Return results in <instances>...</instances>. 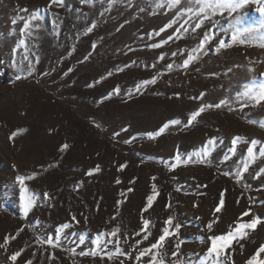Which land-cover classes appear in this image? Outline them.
<instances>
[{
    "label": "rangeland",
    "instance_id": "374dc122",
    "mask_svg": "<svg viewBox=\"0 0 264 264\" xmlns=\"http://www.w3.org/2000/svg\"><path fill=\"white\" fill-rule=\"evenodd\" d=\"M157 3L165 0H64L63 7L51 0H0V264H148L149 256L140 261L135 256L156 242L169 216L182 227L165 239L168 259H174L176 243H181L179 252L191 256L210 246L198 237L226 233L249 209L250 215L239 222L259 217L261 223L247 230V237L234 240L225 255L230 264H247L264 245V173L253 178L264 168V157L258 155L261 145L239 182L236 172L242 169L248 145L240 142L235 155L229 151L237 135L264 142V101L236 100L238 90L264 81V36L253 34L245 44L232 43L229 29L238 15L242 27L257 25L264 0H249L236 13L217 14L195 30L199 18L182 11L183 3L176 9L157 8ZM34 10L44 17L32 22L41 28L25 36L28 51H17L13 67L12 49ZM93 23L96 27L85 34ZM168 24L172 27L159 32ZM205 33L210 39L204 50L193 52ZM219 40L228 46L217 52ZM153 43L162 46L148 47ZM189 54L198 59L184 68ZM24 55L32 61L31 74L23 70L28 63L22 61ZM153 77L155 84L136 91L141 81ZM201 92L206 94L203 100L193 99ZM220 99L229 103L206 109L186 126L188 115L201 103ZM172 119L181 124L155 138L146 135ZM17 129L26 131L12 138ZM212 137L217 143L208 162L193 157L188 164L170 167L177 152L187 159L208 147ZM226 154L231 159L225 161ZM32 173L36 177L25 183L39 199L25 216L15 177ZM153 185L158 195L148 207ZM45 192L50 199H44ZM221 193L224 205L215 213ZM217 217L212 232L207 231V223ZM143 219L151 221L146 241ZM65 223L69 235L59 247L43 243ZM117 225L119 245L106 235L104 240L114 242L97 249V256L80 255L95 248L98 233ZM80 235L85 236L83 245ZM16 252L21 255L13 261ZM257 260L264 261V252Z\"/></svg>",
    "mask_w": 264,
    "mask_h": 264
},
{
    "label": "snow or ice",
    "instance_id": "6c2138e0",
    "mask_svg": "<svg viewBox=\"0 0 264 264\" xmlns=\"http://www.w3.org/2000/svg\"><path fill=\"white\" fill-rule=\"evenodd\" d=\"M53 4H57L61 7L64 6V0H51ZM115 0H110V3H114ZM249 0H165V3H157V8H163L167 6L170 9H176L178 6H180L182 3L185 5V7L182 9V11L186 13H192L195 17L199 18V22L195 23L193 26V30L199 29L204 25L205 21H211L212 17L220 14L223 15L225 12L231 14L236 13L238 10L242 9L246 3H248ZM80 3H91V0H80ZM20 11L27 12V9H22ZM143 11V9H141ZM259 13L261 14V19L259 23L255 26H249V27H242V20L243 17L238 15L235 17L234 21L229 22V29H231V41L232 43H240L245 44L248 42L249 38L256 34L258 36H264V6H260L258 8ZM21 19H24L21 17ZM44 17L40 14L39 10H34L30 17H28L24 23L23 27L19 30L21 38L18 40V42L15 44V46L12 49L11 56H12V66L16 67L17 62L15 61V56L17 54V51L21 48L25 50V52L28 51V46L26 43V38L31 37L33 35V29H40L41 25L39 23L33 24V21H41ZM13 24L16 23V20L13 19ZM187 23V21H185ZM96 27V25L93 23L90 27H87L85 30V34L91 33L93 29ZM172 27V24H168L165 27L160 28L159 32H163L166 30V28ZM183 27V25H181ZM229 29H222L223 32H228ZM13 32H15V29H13ZM159 32L156 34L159 35ZM169 39H172L171 36H169ZM210 37L207 33H205V38L203 41L199 44V49H193V52H202L204 50L205 43L209 41ZM166 42V41H165ZM161 44L153 43L149 45L148 47L151 48H159L161 47ZM228 46V43L224 40L218 41V47L216 48V51L219 52L220 49L225 48ZM261 47H264V44L260 45ZM206 54V53H205ZM173 56L176 55V53H172ZM160 59H163L164 57L161 55L159 57ZM198 59V56H194L192 54H189L186 59L183 60L182 67L187 68L189 64ZM22 61H28L26 66L24 67V71H27L29 74L34 70L32 66V61L29 60L28 55H24L22 57ZM167 67L169 69L172 68L171 64H168ZM21 77L19 75L16 76V79L19 80ZM156 78L153 77L151 80H144L141 81L140 84L136 86V91L139 92L141 87L149 85V84H155ZM117 94L119 93V88H116L113 90ZM178 95V94H177ZM205 93L201 92L197 97H193V99L203 100L205 97ZM242 98H247L249 100L255 101L257 104H259L261 101H264V81H261L259 84H256L255 81H253L250 85H246L243 91H237L236 94V100H240ZM229 103V100L227 99H220L218 103H201L199 107L192 111L188 117H187V123L186 126H191L197 118L206 111V109L210 108H221L224 105H227ZM250 123H255V121H249ZM181 120L180 119H172L169 120L167 123L163 124L162 127L158 129L156 132H148L146 135L149 138H155L156 136H159L163 134L170 126H176L180 125ZM261 127H264V122H261ZM26 131V129H17L15 132L12 133V138H15L18 134L23 133ZM130 141H125V143H129ZM243 142L247 144V157L244 159L242 169L236 172V179L239 182L243 179V174L245 172H248L250 164L254 163L257 157V146L261 145L258 150V155L260 157H264V142H261L258 139H251L250 141L247 140L245 137H241L239 135L235 136L232 141V147L229 149L230 153L232 155L236 154L237 148L236 146ZM217 143L216 138L212 137L209 138L207 141L208 147H205L201 150L194 151L191 153L187 159H182L179 152L176 153V155L173 157L175 160L174 164H171V168H175L177 165L183 163L188 164L192 161V158L195 157L198 159L199 163H206L208 162V158L211 156L212 151L214 150V146ZM68 147L67 144L62 146V150L66 149ZM231 159V156L225 155L224 160L227 161ZM124 167V165H121V168ZM96 171L99 170L95 169ZM264 173V168H261L259 172L255 174L253 178H259L260 174ZM92 174V170H89L88 175ZM37 173H32L31 175L25 176V175H19L15 177L16 183L20 186L19 191V203L20 208L23 211L24 215L27 216L29 212L32 211L34 207L37 206V200L39 199L38 195L35 192H30L29 188L26 186V181L32 180L36 177ZM225 176L230 175L229 172L224 173ZM155 179V177H153ZM117 183H120L119 180H117ZM131 191V189L129 190ZM156 195L158 193L156 192L155 185H153V195L147 197L148 207H151ZM44 199H50L49 193L45 192L43 193ZM224 205V199H223V193H221V198L219 205L215 208V213H219L221 211L222 206ZM170 207V205L168 206ZM147 211V208L144 209ZM250 215V209L248 211H245L242 213L241 217L237 219L234 226H229L230 230L227 231L224 234L220 235H211L208 237L200 236L198 237V240L200 243H205L206 241H210V246L207 247L206 252L202 253H192L191 256H188L187 254L179 252V249L181 248V243H176L174 245V250L171 252V257L174 259L169 260V253L164 250V242L166 237H174L179 229L182 227L180 223H174L173 217L169 216L165 221L164 224L166 226L162 229V234L158 236V239L156 242L151 243L149 247L144 248L142 250H139L138 255L135 256V259L137 261H140L143 257L149 256L150 259L148 260V264H230V257L225 255V250L230 249L232 246V243L234 240H239L247 237L248 231L247 230H255L256 226L261 223V219L259 217H253L249 222L247 223H240V219L244 216ZM73 220H75V216L72 217ZM113 220L116 219L115 216L112 217ZM218 217L215 220H212L207 223L206 229L209 232H212L213 225L218 222ZM151 224V221L148 219H143V229L141 231H144L146 234L143 236V240H148V229ZM66 229H69V224H61L58 227L55 228L54 237L52 235H48L46 240L43 241V243H47L48 245L52 246L53 248L59 247L62 242V237L67 238L69 233L65 232ZM20 231H23V229H20ZM119 233H121V227L119 225L112 228L110 232H100L97 234L96 238L94 239L93 243L95 244V248L91 250L90 252H84L81 251L80 255H92L97 256L99 253L97 249L103 250L104 246L106 244L113 243L114 241L104 240V237L106 235L115 237V243L119 245L120 238ZM140 233L137 232L136 235H139ZM71 235H75V233H71ZM11 239H15V236L11 237ZM9 241V238L6 237L4 240V243L7 244ZM85 243V236L80 235L79 236V244L83 245ZM141 243V241H137V244ZM3 245H0L2 247ZM156 250V251H153ZM117 253H121V250L119 247L116 249ZM260 252H264V245H261V247L258 249L257 253L252 255L249 260L247 261V264H264V261L257 260V256ZM21 255V252H16L11 256V259L15 261L18 256ZM26 264H31V261H27Z\"/></svg>",
    "mask_w": 264,
    "mask_h": 264
}]
</instances>
